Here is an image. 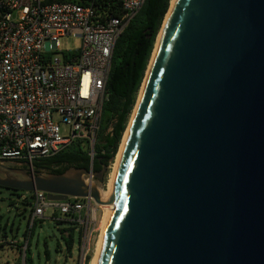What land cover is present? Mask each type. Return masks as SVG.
Segmentation results:
<instances>
[{
	"label": "water",
	"instance_id": "1",
	"mask_svg": "<svg viewBox=\"0 0 264 264\" xmlns=\"http://www.w3.org/2000/svg\"><path fill=\"white\" fill-rule=\"evenodd\" d=\"M155 48L110 200L77 168L0 188L112 205L99 264H264V0H175Z\"/></svg>",
	"mask_w": 264,
	"mask_h": 264
},
{
	"label": "built area",
	"instance_id": "2",
	"mask_svg": "<svg viewBox=\"0 0 264 264\" xmlns=\"http://www.w3.org/2000/svg\"><path fill=\"white\" fill-rule=\"evenodd\" d=\"M145 1L0 0V165L34 172L35 161L75 142L94 156L115 45ZM64 37L79 39L81 47L62 49ZM86 181H95L92 171ZM28 198L29 237L0 235V248L16 250L18 264H27L31 231L52 210V218L59 220L58 213L82 231L86 264L101 206L84 198L52 201L42 191L19 200Z\"/></svg>",
	"mask_w": 264,
	"mask_h": 264
},
{
	"label": "trees",
	"instance_id": "3",
	"mask_svg": "<svg viewBox=\"0 0 264 264\" xmlns=\"http://www.w3.org/2000/svg\"><path fill=\"white\" fill-rule=\"evenodd\" d=\"M171 4L172 0H146L140 11L119 37L114 49L111 73L107 83L108 100L103 107L94 156H91L90 150L85 144L75 142L55 156L35 161L33 164L35 173L64 174L71 168H77L100 174L104 168L108 170L114 163ZM110 128L111 132H108ZM0 190L4 189L0 188ZM11 192L18 199L24 194L23 191ZM13 204L14 202H11V205ZM23 205L30 206L31 199L28 198L23 202ZM57 221L58 224H69L60 232L66 256L70 258L73 255L75 246L81 244L83 233L71 223ZM1 232L0 228V234ZM29 232L28 229L24 238L29 237ZM2 236H7L5 229ZM32 236L33 230L31 231L30 241ZM30 241L27 248V264H32ZM61 250L62 246L58 243V251ZM46 254L48 255V251H46ZM90 260L91 257L89 256L86 264H90Z\"/></svg>",
	"mask_w": 264,
	"mask_h": 264
},
{
	"label": "rangeland",
	"instance_id": "4",
	"mask_svg": "<svg viewBox=\"0 0 264 264\" xmlns=\"http://www.w3.org/2000/svg\"><path fill=\"white\" fill-rule=\"evenodd\" d=\"M164 23L162 25L161 32L163 30ZM60 43L62 49L64 50H76L81 47V41L73 37L61 38ZM140 95L141 92L139 93L135 109L137 108ZM135 109L133 111L131 118L135 113ZM130 123H131V119L129 121L127 130L130 126ZM62 132H64V130H62ZM125 134L122 143L120 145L119 151L123 144ZM112 165L108 168V171L104 176L103 181H98L96 179L94 181V183H97L101 193L106 192L109 189L110 176L113 167ZM9 166L20 169H26L24 167L16 166V165H9ZM11 202H14V204L11 205ZM52 214H53L52 210L48 211V213L46 214V218L43 221H38L33 229V236L30 241V257L32 259V264H81L82 241L81 244H77L75 246L72 257L70 258L67 257L60 230L65 227H68L67 225L69 224L67 225L58 224L59 222L54 218H52ZM104 214H105V208H103V205H101V207L97 210L95 241H94L92 253L90 254L91 257L90 264H92L95 254L98 251V246L103 228ZM57 215L59 217L58 219L62 220V217H60L61 215H59L58 213ZM29 216H30L29 207L24 206L21 200H19L17 197L12 195L11 191L5 189L0 190V217H1L0 228L2 232L5 229L7 236L9 238H15L17 240L23 241L25 232L29 228ZM2 232L0 235H2ZM58 243H60L62 246L61 251H58ZM46 251H48V255L46 254ZM18 256L19 254L16 250H11L8 248H0V264H17ZM21 262H23L22 259Z\"/></svg>",
	"mask_w": 264,
	"mask_h": 264
},
{
	"label": "bare ground",
	"instance_id": "5",
	"mask_svg": "<svg viewBox=\"0 0 264 264\" xmlns=\"http://www.w3.org/2000/svg\"><path fill=\"white\" fill-rule=\"evenodd\" d=\"M174 2H175V0H172V5H171L170 10L168 12V15L166 17L163 30H164L165 25L167 23V20H168V17L170 15V12H171V9L173 7ZM163 30L161 32V35H160L155 47L158 46L159 41L161 40ZM145 82L146 81H144V83H143V88L145 86ZM143 88H142V91H143ZM142 91H141V94H142ZM140 98H141V95L139 97V102H140ZM139 102H138L137 108L135 109V113H134L133 117L131 118V123H130V126H129L126 134H125V138H124L123 144L121 146V149H120V151H119V153H118V155H117V157L115 159L114 164L112 165L113 167H112V172H111V176H110L109 189H108V191L101 193V198H102L103 201H108V200H110L112 198V191H113V187H114V182H115V178H116V173H117L119 161H120V159H121V157H122V155L124 153V150H125V147H126V144H127V140H128V136H129V133H130V130H131V126H132L135 114H136L138 106H139ZM103 208H105V214H104V217H103L102 234H101V238H100V242H99V246H98V251L95 254V257H94V259L92 261V264H99L100 263L101 252H102V248H103V244H104V239H105V235H106V232H107V228H108V225H109L110 216H111V213H112V210H113V206L112 205H104Z\"/></svg>",
	"mask_w": 264,
	"mask_h": 264
},
{
	"label": "flooded vegetation",
	"instance_id": "6",
	"mask_svg": "<svg viewBox=\"0 0 264 264\" xmlns=\"http://www.w3.org/2000/svg\"><path fill=\"white\" fill-rule=\"evenodd\" d=\"M7 166V165H6ZM8 167H10V168H14L15 169V167H11V166H8ZM17 169V168H16Z\"/></svg>",
	"mask_w": 264,
	"mask_h": 264
},
{
	"label": "crops",
	"instance_id": "7",
	"mask_svg": "<svg viewBox=\"0 0 264 264\" xmlns=\"http://www.w3.org/2000/svg\"><path fill=\"white\" fill-rule=\"evenodd\" d=\"M18 263H19V262H18ZM18 263H17V264H18Z\"/></svg>",
	"mask_w": 264,
	"mask_h": 264
}]
</instances>
